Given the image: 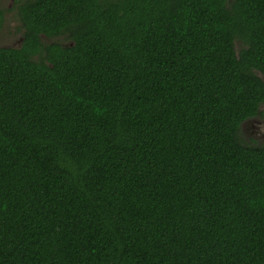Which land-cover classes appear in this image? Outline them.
I'll return each mask as SVG.
<instances>
[{
  "label": "trees",
  "instance_id": "16d2710c",
  "mask_svg": "<svg viewBox=\"0 0 264 264\" xmlns=\"http://www.w3.org/2000/svg\"><path fill=\"white\" fill-rule=\"evenodd\" d=\"M13 1L0 264H264V0Z\"/></svg>",
  "mask_w": 264,
  "mask_h": 264
},
{
  "label": "rangeland",
  "instance_id": "374dc122",
  "mask_svg": "<svg viewBox=\"0 0 264 264\" xmlns=\"http://www.w3.org/2000/svg\"><path fill=\"white\" fill-rule=\"evenodd\" d=\"M0 5L4 11V21L0 27V46L19 47L22 41V27L16 14V7L13 0H0ZM45 42L57 41L62 45L70 44L68 39L63 36L46 37L42 35ZM236 41L235 48H239ZM264 79V77H262ZM264 110V103L260 105ZM241 139L249 144H260L264 142V118L255 115L244 120L240 126Z\"/></svg>",
  "mask_w": 264,
  "mask_h": 264
}]
</instances>
